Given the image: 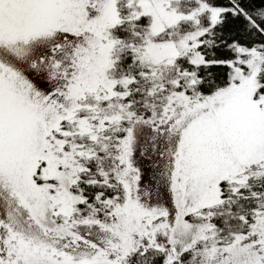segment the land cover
<instances>
[{
    "label": "snow or ice",
    "instance_id": "snow-or-ice-1",
    "mask_svg": "<svg viewBox=\"0 0 264 264\" xmlns=\"http://www.w3.org/2000/svg\"><path fill=\"white\" fill-rule=\"evenodd\" d=\"M0 264H264V0H0Z\"/></svg>",
    "mask_w": 264,
    "mask_h": 264
}]
</instances>
